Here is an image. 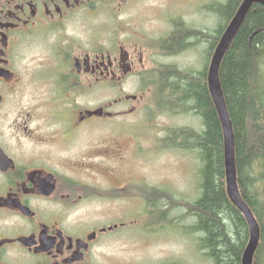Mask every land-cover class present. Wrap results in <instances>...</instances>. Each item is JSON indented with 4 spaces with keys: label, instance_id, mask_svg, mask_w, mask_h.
<instances>
[{
    "label": "flooded vegetation",
    "instance_id": "af4514ba",
    "mask_svg": "<svg viewBox=\"0 0 264 264\" xmlns=\"http://www.w3.org/2000/svg\"><path fill=\"white\" fill-rule=\"evenodd\" d=\"M131 1L0 0V264H111L101 235L124 222L89 225L69 215L93 198L130 197L139 183L129 173L123 187L112 179L113 164H126L122 150L135 159L140 126L122 132L105 123L126 112L168 114L157 87L118 97L131 78L160 81L147 51L117 38L104 45L99 30L90 44L85 32L97 18L86 13L91 6ZM173 32L157 36L169 59L186 51L183 34ZM105 89L110 100L89 107V96L104 100ZM143 132L155 148L177 143L168 128Z\"/></svg>",
    "mask_w": 264,
    "mask_h": 264
},
{
    "label": "trees",
    "instance_id": "16d2710c",
    "mask_svg": "<svg viewBox=\"0 0 264 264\" xmlns=\"http://www.w3.org/2000/svg\"><path fill=\"white\" fill-rule=\"evenodd\" d=\"M242 1L216 0L207 5L217 19L213 33L172 19L173 33L183 34L184 50L194 47L192 40L206 37L210 43L201 70L165 66L159 73L157 86L162 93L159 99L165 101L163 111L191 115L198 122L197 128H168L172 134L167 138L177 142L167 149L189 153L198 160V197L180 202L168 192L137 184V195L144 199L148 219L142 226L144 231H155L167 209H182L183 219H193L196 248L209 264H241L249 238L244 217L226 193L223 133L206 82L213 51ZM160 44L162 53L169 54L163 47L166 44ZM218 78L232 126L238 191L260 229L252 264H264V6L253 4L247 12L220 62Z\"/></svg>",
    "mask_w": 264,
    "mask_h": 264
},
{
    "label": "rangeland",
    "instance_id": "374dc122",
    "mask_svg": "<svg viewBox=\"0 0 264 264\" xmlns=\"http://www.w3.org/2000/svg\"><path fill=\"white\" fill-rule=\"evenodd\" d=\"M213 1L216 0H132L121 7L113 4L91 6L94 8H89L86 13L92 11L91 13L96 14L97 18L89 21L90 25L85 32L90 44L97 41L94 30H99L98 38L104 45H110L117 38L124 47H129L130 44L133 48L135 44L138 47L141 46L152 57L156 73L163 71L165 66L197 71L201 70L205 63V51L210 43L207 42L206 37L198 41L192 40L195 42L194 47L169 59L160 53L157 47V36L167 34L171 28L174 29L172 19H180L189 26L213 33L217 26V19L207 10V5ZM177 22L181 27V22ZM75 29L78 27H72V30ZM211 37L213 41L214 37ZM158 67L160 69H157ZM153 85L154 82L151 85L148 83L142 86L131 78L121 86L118 97L123 98L141 92L147 95ZM106 91L112 93L108 89H105L104 93ZM108 93H105L104 100H98L90 95L89 107L107 103L110 100ZM125 108L126 106L122 104L116 107L120 110ZM112 123L121 125L122 132L127 130L124 128L125 125L140 126L136 128L137 140L134 150L136 157L129 160L122 150L120 161L126 164L120 166L121 170L116 165L118 161L113 164L116 168V180L112 179V182L120 183L123 187L127 181L125 177L129 173L137 180L136 182H139L137 184L168 192L177 201H193L198 197V160L193 155L176 149L151 146L146 138L148 133L143 132L165 128H197L198 122L193 116L160 113L157 118H154L148 112L134 114L126 112V115H121L120 118L105 124ZM126 143L127 139L122 138L121 144ZM103 182L104 180L100 183ZM138 191V185H136V190L130 197L90 199L70 213V220H84L89 225H108L109 221L115 224L124 222L115 231L101 235L104 239L102 252L111 264H209L196 248L197 236L191 229L193 219H183L182 209H172L173 207L167 209V214L159 223L162 228L156 224L155 231L150 233L144 231L142 225L144 226L148 219L144 215V199L137 195Z\"/></svg>",
    "mask_w": 264,
    "mask_h": 264
},
{
    "label": "water",
    "instance_id": "95a60500",
    "mask_svg": "<svg viewBox=\"0 0 264 264\" xmlns=\"http://www.w3.org/2000/svg\"><path fill=\"white\" fill-rule=\"evenodd\" d=\"M253 4H259L264 6V0L242 1L234 17L232 18L230 23L225 28L223 34L221 35L213 51L206 72V82L208 91L210 93L211 100L217 112L223 133L226 193L231 203L240 211V213L244 217L249 229V238L246 248L242 255L241 264H252L253 255L255 253L259 241V226L256 220L254 219L252 212L240 196L237 188L234 164V138L231 121L228 115V111L219 83L218 69L227 48L232 42L247 12Z\"/></svg>",
    "mask_w": 264,
    "mask_h": 264
},
{
    "label": "bare ground",
    "instance_id": "6f19581e",
    "mask_svg": "<svg viewBox=\"0 0 264 264\" xmlns=\"http://www.w3.org/2000/svg\"><path fill=\"white\" fill-rule=\"evenodd\" d=\"M202 45V44H201ZM199 47V46H198ZM204 48H205V46H204ZM203 49V48H202ZM202 54V53H201ZM203 60V59H202ZM199 66V65H198Z\"/></svg>",
    "mask_w": 264,
    "mask_h": 264
}]
</instances>
